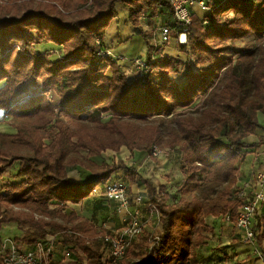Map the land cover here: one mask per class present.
<instances>
[{"label":"trees","instance_id":"16d2710c","mask_svg":"<svg viewBox=\"0 0 264 264\" xmlns=\"http://www.w3.org/2000/svg\"><path fill=\"white\" fill-rule=\"evenodd\" d=\"M208 6L204 16L192 14L179 54L162 56L143 24L173 15L168 0H0V116L14 130L0 132V181L20 163L16 180L0 192V239L3 227L14 225L25 247L58 235L76 264H112L109 232L64 212L111 179L129 190L144 186L146 209L159 215L158 234L144 229L118 264H198L197 249L212 231L206 219L237 222L240 166L264 146V136L249 139L264 132V0ZM123 13L145 41L143 70L105 49ZM165 118L167 136L155 123ZM123 147L151 157L157 147L168 156L179 148L175 193L123 161L83 163L82 152L92 158ZM76 166L87 169V181L71 179ZM119 172L128 182L115 177ZM254 230L261 246L257 217Z\"/></svg>","mask_w":264,"mask_h":264},{"label":"crops","instance_id":"0c3cea01","mask_svg":"<svg viewBox=\"0 0 264 264\" xmlns=\"http://www.w3.org/2000/svg\"><path fill=\"white\" fill-rule=\"evenodd\" d=\"M195 13L199 16H202L200 9L196 8ZM165 20L162 17L155 19L150 22L153 23L154 27L159 29V27L169 21L173 23V15L165 14ZM167 19V20H166ZM121 25H124V28H121ZM149 22H145L143 27L145 31L152 30L150 28ZM128 25L126 24V14H122V17L117 19L107 32V39L105 44V49H110L115 56L124 57L126 61L133 62V60L139 57H145L147 50L145 47V41L138 32L131 28L127 29ZM120 30H122L120 32ZM129 35H125L128 34ZM176 33L174 30L173 34ZM177 34V33H176ZM173 36V35H172ZM117 44L114 47L113 44ZM261 119L262 124H264V115ZM14 130L11 128L10 131L6 133H13ZM264 136V132L259 130L254 136H251L249 139L251 142H258L260 138ZM110 157V156H109ZM133 157H136L140 166H145L146 173H140L144 178L153 180L157 185L163 184L166 185L168 190L171 193H175L176 184L180 183L182 180V174L180 172L182 151L177 148L170 153V155H165L167 159L163 160L162 155L156 158H159V163L152 160V157L148 154H142L137 156L135 153ZM152 163V165L150 164ZM111 165L113 163H110ZM20 167V165H19ZM177 167H179L177 174ZM140 168V167H139ZM264 168V146L256 150L253 154L249 155L246 162L240 166V175H239V186L244 182H253L256 174ZM77 171V170H76ZM74 171V173L76 172ZM175 172L174 175L172 173ZM78 173V171H77ZM153 173V176H152ZM79 176V175H78ZM71 179L77 182H85L80 180L76 176H70ZM158 184V185H159ZM142 192L145 194L146 199L142 204H135L136 194ZM130 196L133 198L131 206L129 208V213L133 214L136 211H139L140 216L146 222V230L152 234H158L159 231V215L156 211H149L146 209L147 201V191L144 186L134 185L129 190ZM98 199H104L102 197L91 196ZM107 203L106 205L112 206V210L115 212L111 213L109 209L100 207L101 219L99 222H93L92 216L88 213L81 214L77 210L79 204H72L70 211L76 214V216L82 220H85L93 224L96 228L100 230H106L108 234H114L120 231L124 225L125 220L124 216H121L116 213L117 206L115 203L104 199ZM77 207V208H76ZM69 210V208H66ZM100 216V215H99ZM257 219L264 224V203L261 205ZM207 224L210 226L212 231L207 235L208 240L207 244L203 247L197 249L198 255V264H264V241L262 245L259 246L257 240L253 242H243L240 238V232L236 229L235 224L232 223L228 218H215L208 217L206 219Z\"/></svg>","mask_w":264,"mask_h":264},{"label":"built area","instance_id":"2783aa9c","mask_svg":"<svg viewBox=\"0 0 264 264\" xmlns=\"http://www.w3.org/2000/svg\"><path fill=\"white\" fill-rule=\"evenodd\" d=\"M172 12L173 20L178 26V42L186 43L187 28L191 24L192 14L198 8L202 16L209 13V0H168ZM174 28L167 22L163 23L158 31L160 40L165 44L173 38ZM185 37L186 40H182ZM110 54V52L108 53ZM141 70L145 68L144 59L135 60ZM163 155L158 148L154 149L153 157ZM240 197L244 200L238 211V219L235 223L236 229L240 232L243 242L255 241L254 224L261 205L264 203V168L260 170L253 182H244L240 187ZM91 196L102 197L116 204L117 212L124 216L125 225L121 231L109 234L104 237V242L108 245L112 264L124 257L132 241L146 228V222L140 216L139 211L131 214L129 208L133 198L130 196L129 187L121 180L111 179L103 185L93 189ZM146 199L145 194L139 192L135 197V204H142ZM54 236H48L44 241L39 242L35 247L22 250L15 245L4 244L0 246V260L3 264H51L55 257Z\"/></svg>","mask_w":264,"mask_h":264},{"label":"rangeland","instance_id":"374dc122","mask_svg":"<svg viewBox=\"0 0 264 264\" xmlns=\"http://www.w3.org/2000/svg\"><path fill=\"white\" fill-rule=\"evenodd\" d=\"M121 8H124V7H121ZM121 17H122V14L120 15V18ZM149 24L151 25L150 28L152 30H149L146 32H147V34H149L150 42H151L154 50L158 49L162 56H164V54H166L168 56L178 55L179 54L178 53L179 42H178V34H176L177 31H176V33L173 34L172 40L165 45L160 40V33L154 27L155 24L153 25V23L151 24L150 22H149ZM124 27H125L124 25H121V28H124ZM127 29L131 30V27L128 26ZM121 31L122 30H120V32ZM129 34L130 33L125 34V35H129ZM246 42H252V40L249 39V40L245 41L244 43H246ZM42 45H45V44H42ZM113 45H114V47L117 46V44H115V43ZM37 51L39 53H44V52L48 51V49H41L39 47V48H37ZM139 58H141V57H139ZM177 79L181 83L184 82V78L182 76H177ZM260 117H261V119L263 118L262 115H260ZM155 123H156V125L159 124L161 126V128L164 132V136H167L166 132H167V128L171 126V119L170 118L160 119V120H157ZM138 125L141 128H143L144 131L146 130L145 128H147L146 124H138ZM10 130H11V128H10L9 124H7L5 119L0 116V132H8ZM167 140L168 139L166 137L165 142ZM157 148H159V147H157ZM159 149L162 151V154H163L162 155L163 157H160V158H163V160L167 159L165 157V155H167L166 147H160ZM134 153L137 156L142 155L138 151L131 152L127 148L123 147L121 149V152L119 154H116V155L113 152L112 153L111 152H105L101 156L88 158V152H82L81 156L83 158V163H86V164H91V162H92V163H95L98 166L102 167V166H104V162H107L110 164V163H117L119 161H123L127 166L134 168L136 171L141 172V174L146 173V168L148 167V164H146L145 166H140L139 163L137 162L138 159L136 157H133ZM152 160L156 161L157 163L160 162L159 158H156V157H152ZM150 164L152 165L151 162H150ZM19 165H20V163L16 162L13 169L5 175V177L2 181H0V192H3L8 184H10L16 180V178H17L16 174H17V171L19 170ZM83 166L86 168L89 167L88 165H85V164ZM84 167L76 166V167L69 168V176L73 175L79 179L81 178L80 180H84V181L86 180L87 181L90 174L88 173L87 169H85ZM76 170L78 171V173ZM178 170H179V167H177V169H176L177 174H178ZM74 171H76V172L74 173ZM174 174H175V172L172 173V175H174ZM116 175H115V177H121L123 180L128 182V180L124 176V172H119ZM152 176H153V173H152ZM158 184L159 183H157V185ZM140 186L142 187V185H140ZM106 203L107 202L104 199H98V198L90 196L87 199L83 200L78 205V208L77 207L76 208H77V210H79V212L81 214H86V213L90 214L92 216V221L96 223V222L100 221L99 219H101V215H102L101 212L102 211H100V207H104L106 209H109V211L111 213L115 212V210H112V208H111L112 206H108V205H106ZM67 207L69 208V210L65 209V211H64L65 214H68V215L72 214L73 212L70 211L72 204H68ZM116 213H117V210H116ZM53 220H54V222H57L60 224L64 223L62 217L59 215H55L53 217ZM21 237H22V232L16 226L6 225L1 230L0 246L4 245V244H6V245L7 244L12 245L13 244V245L17 246L18 248H21L22 250L31 248V247H25V246L21 245L20 242L16 241V240H18V238H21ZM54 239H55V241H54L53 245H54V250H55V257H54L55 264H76L74 255L72 254L71 250L68 247H66L62 244L61 237L57 235V236H54ZM109 257H110V252L108 251L106 253V260Z\"/></svg>","mask_w":264,"mask_h":264},{"label":"bare ground","instance_id":"6f19581e","mask_svg":"<svg viewBox=\"0 0 264 264\" xmlns=\"http://www.w3.org/2000/svg\"><path fill=\"white\" fill-rule=\"evenodd\" d=\"M182 40H186V38H185V37H183V38H182Z\"/></svg>","mask_w":264,"mask_h":264}]
</instances>
